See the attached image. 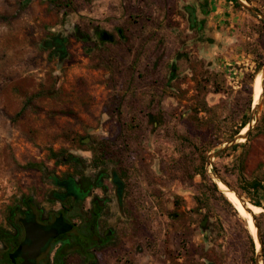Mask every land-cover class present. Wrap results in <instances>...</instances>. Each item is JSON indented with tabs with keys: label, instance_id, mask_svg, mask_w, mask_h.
<instances>
[{
	"label": "rangeland",
	"instance_id": "1",
	"mask_svg": "<svg viewBox=\"0 0 264 264\" xmlns=\"http://www.w3.org/2000/svg\"><path fill=\"white\" fill-rule=\"evenodd\" d=\"M56 1L0 0V224L29 196L50 210L48 175L63 174V153L81 156L89 170H114L125 183L120 202L112 198L96 218L98 238L113 233L95 249L96 264H254L252 229L212 189L205 167L251 114L264 64L259 17L227 0H208L207 14L202 0ZM249 1L264 14V0ZM239 10L236 39L219 42L215 33L231 29L216 21H235L226 16ZM97 31L113 40L99 45ZM55 34L65 38L64 56L43 45ZM258 121L211 158L209 169L236 188L264 171ZM249 195L261 204L251 205L263 243L264 183ZM65 264L83 261L69 254Z\"/></svg>",
	"mask_w": 264,
	"mask_h": 264
},
{
	"label": "flooded vegetation",
	"instance_id": "2",
	"mask_svg": "<svg viewBox=\"0 0 264 264\" xmlns=\"http://www.w3.org/2000/svg\"><path fill=\"white\" fill-rule=\"evenodd\" d=\"M197 25L200 28L201 25L198 23ZM103 34L107 35L104 31L96 33L97 36ZM109 38L113 40V37ZM50 41L52 52L58 56H64L65 38L55 34L51 36ZM207 43L212 44L213 42L207 41ZM80 152L84 154L89 153L90 150L83 148L80 149ZM60 154L62 160L57 164V167L63 169L61 170L63 174L61 175L59 170H55L48 175V179L53 185L50 191V200L54 202L50 210H45L31 196L32 199L29 197L21 199L19 202L21 206L15 205L4 220L2 226L8 229L12 239L9 241L0 239V251L3 252L0 254L2 264H54L55 252L61 244L60 235L64 230H71V221L77 224L83 219L85 221L93 220L96 223V218L100 217L101 210L112 198L120 202L125 183L118 172L108 171L100 166H94L89 170L81 156ZM87 199H89L88 207L84 205ZM70 205L76 206L79 212V216L72 217L76 221L72 219L69 221L64 217L63 212L69 210ZM23 221H34L43 229L55 227L58 230V234L55 237H50L34 257L29 255V251L22 249V245L30 244V239L25 235ZM112 235V231L107 230L102 237L98 238V243L102 244L110 240Z\"/></svg>",
	"mask_w": 264,
	"mask_h": 264
},
{
	"label": "trees",
	"instance_id": "3",
	"mask_svg": "<svg viewBox=\"0 0 264 264\" xmlns=\"http://www.w3.org/2000/svg\"><path fill=\"white\" fill-rule=\"evenodd\" d=\"M246 1L250 2L249 0H246ZM54 2L57 3L56 0H54ZM227 2L232 3L236 8L244 9L237 2V0H227ZM65 4H68V3H65ZM193 10H195L194 7H193ZM201 10L203 13L207 14V12H208V0H202ZM0 19H1V16H0ZM258 19H259V21L261 23V27L264 31V22L261 18H258ZM203 24H204V20L200 21L201 27L203 26ZM195 26L197 28H199L197 23L195 24ZM119 31H117L118 36L119 37L123 36L122 31L121 30H119ZM109 35L110 34H107L104 36V34H103V35L97 36L99 45H103L107 41H112V40H110ZM74 36L76 38H79V35L76 31L74 32ZM207 37H208L207 40H205L204 42L213 41L212 36L208 35ZM43 45L51 47L52 43H51L50 39H48L47 41H44ZM261 65L262 64H258L256 66L255 71H254L253 75L251 76V78H254L255 74L259 71ZM252 95H253V89H252V87H250L249 88V98H248V109L249 110H250V105L252 102ZM32 97L29 96L27 98L28 100H26V102H29L30 101L29 99H31ZM22 110H23V108H21L19 113ZM150 118H152V117H150ZM249 118H250L249 113L243 114L242 118H241L240 125L236 128V130L233 131V133H231L228 136V138H231L235 134H237L248 123ZM152 120H153V118H152ZM262 123H264V113L261 114V117H260L255 128L260 127L262 125ZM239 145L240 144H236L235 146L232 147V149L236 148ZM225 152H226V150L221 152L219 155H223ZM203 159H204V153L201 152L200 160H202V162H203ZM26 165L32 166V167L36 166L35 163H28ZM212 169L215 171H218V169L215 166H213ZM226 169H227V167H226ZM240 169H241V165H240ZM199 171H200V174L204 178L209 180V178L207 177V175L205 173V169H204L203 165L201 166V170L199 169ZM210 183L212 185V189L214 191L218 192L219 195L221 196L222 200L227 205H229L230 208L233 210L234 214L239 216V213L236 210V208L234 207V205L232 204V202H230L228 200V198L225 196V194L222 193V191L218 188L216 183L214 181H211V179H210ZM262 183H264V171H263V174L260 178H253L252 180H248V181L247 180L242 181V178H241V183L238 185L237 188L242 194L243 193L248 194L249 202H251L254 205L260 206L261 205L260 202L258 200L253 199L252 196L249 195V190L250 191H258L260 188H262ZM29 198L32 199L31 196H29ZM63 214H64V217L69 221H71L73 216H76V215L79 216V212L77 211V207L74 205H70L69 210L64 211ZM71 225H72L71 230H68V231L64 230L63 233L60 235L61 244L55 252L53 263L54 264H65V261H66L67 256L69 254H77L81 258V260L83 261V264H96L97 263V256L95 254V249L100 245L98 243L96 223L93 220L85 221L82 219L77 224H75L71 221ZM0 239L1 240L5 239L6 241H9L12 239L10 232L8 231L7 228L3 227L2 224H0ZM249 239H250L251 254H254L255 245H254L253 238L250 234H249ZM263 251H264V234H263ZM2 253L3 252L0 251V254H2ZM4 255L6 256V254H4ZM263 264H264V253H263Z\"/></svg>",
	"mask_w": 264,
	"mask_h": 264
},
{
	"label": "water",
	"instance_id": "4",
	"mask_svg": "<svg viewBox=\"0 0 264 264\" xmlns=\"http://www.w3.org/2000/svg\"><path fill=\"white\" fill-rule=\"evenodd\" d=\"M237 2L250 13L257 15L264 22V14L261 13L259 10H257L255 7L249 5L246 2V0H237ZM187 10L190 12V22L193 23L194 22V14L192 12L193 10L190 7H188ZM260 74H261V81H260L261 92L258 96L257 102L255 104H253L252 102L250 118H249L248 123L245 125L247 129L243 133H241L240 131L233 138L228 140L226 143L221 144L220 147L215 152L208 154L207 159H206V167H205L211 179L215 183H216V180H219L221 183H223L226 187V191L233 193L235 197L241 202L244 209L251 215L253 225L255 227V235H253L252 233L251 234H252L254 243L255 244L256 242L258 243V246L257 245L255 246L254 264H261V261L263 258V243H262V235H261V231L259 228V224L256 219V215L253 212V210L248 206V204H252V203L249 202L248 199L236 187H234L229 181L223 178L215 170L212 169L211 171L209 167L212 166L211 158L214 155L223 151L227 147L239 142L241 139L246 138L250 130L254 127V125L258 121L262 100L264 98V64L261 67ZM228 200L231 202L229 198ZM23 227L25 230L26 237L30 239V244L22 245V249L24 251H29L30 253L29 255L31 257H34L40 251L41 247L50 237H55L58 234V230L55 227H51L49 229H43L34 221H23Z\"/></svg>",
	"mask_w": 264,
	"mask_h": 264
},
{
	"label": "crops",
	"instance_id": "5",
	"mask_svg": "<svg viewBox=\"0 0 264 264\" xmlns=\"http://www.w3.org/2000/svg\"><path fill=\"white\" fill-rule=\"evenodd\" d=\"M224 7L228 10L232 8L231 5H225ZM215 10L218 11L217 9H215ZM240 11L241 10L235 11V12L229 11L228 15L226 16L228 19L235 18L234 16H237L238 18L233 19L235 21H229L228 24H224L225 26L216 21V25L218 24L220 26L221 30H230L231 29V32L230 31H223V32H219V33L216 32L215 33L217 35V38L220 39L219 42H221L225 45H229L230 43H233V41L236 39L237 36H235V31L237 30V28H239L240 26L243 25L242 21L244 19V14L241 15ZM235 25L237 26V28H235Z\"/></svg>",
	"mask_w": 264,
	"mask_h": 264
},
{
	"label": "bare ground",
	"instance_id": "6",
	"mask_svg": "<svg viewBox=\"0 0 264 264\" xmlns=\"http://www.w3.org/2000/svg\"><path fill=\"white\" fill-rule=\"evenodd\" d=\"M259 76H260V81H261V74H260V73H259ZM260 81H259V85H258V87L256 88L255 93H254V98H255V99H254V101H253V104H255V103L257 102V100H258V96H259V94H260V92H261ZM246 129H247V127L245 126V127L241 130V133H243ZM216 184L218 185L219 189H220L221 191H223V192L225 193V195H226V196H227L232 202H234V203L237 205V207H238V208L240 209V211L242 212L244 218L247 220L249 228L252 229V230H250V231L252 232L253 235H255V227H254V225H253V221H252L251 215H250V214L244 209V207L242 206L241 202L235 197V195H234L233 193H231V192H227V191H226V187H225V185H224L223 183H221L219 180H216ZM223 192H222V193H223ZM248 206H249V207L253 210V212H254V208H253V206H252L251 204H248ZM256 245L258 246V243H257V242H256Z\"/></svg>",
	"mask_w": 264,
	"mask_h": 264
}]
</instances>
